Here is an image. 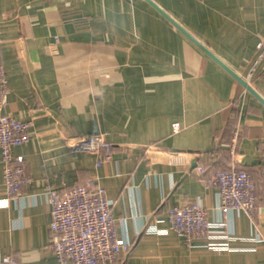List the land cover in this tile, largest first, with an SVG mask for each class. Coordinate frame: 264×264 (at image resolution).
Returning <instances> with one entry per match:
<instances>
[{"label": "crops", "instance_id": "1", "mask_svg": "<svg viewBox=\"0 0 264 264\" xmlns=\"http://www.w3.org/2000/svg\"><path fill=\"white\" fill-rule=\"evenodd\" d=\"M0 36L5 112L33 122L14 149L31 182L7 206L0 151V264H58L47 188L89 184L116 201L117 235L133 243L117 264H264V0H0ZM87 135H104L111 157L70 149ZM232 167L256 184L253 221L220 211L207 187ZM188 202L228 248L171 229L169 209Z\"/></svg>", "mask_w": 264, "mask_h": 264}, {"label": "built area", "instance_id": "2", "mask_svg": "<svg viewBox=\"0 0 264 264\" xmlns=\"http://www.w3.org/2000/svg\"><path fill=\"white\" fill-rule=\"evenodd\" d=\"M2 39L0 36V48ZM259 56L255 64L264 58V40L259 43ZM10 86L5 66L0 57V151L3 168V179L7 198L3 205L7 206L12 199H18L21 188L29 184L31 179L25 171L23 156H16L14 149L28 143L31 139L32 121H20L5 112ZM180 123L173 124L174 133L180 131ZM235 139L238 137L236 132ZM69 145L72 151L93 152L111 157L113 145L104 135L77 136ZM148 151L160 152L157 147H149ZM167 163L172 167H189L190 161L184 152L166 151ZM102 160L97 163L100 166ZM203 166H198L200 173ZM219 188V205L222 212L241 211L252 221L257 208V187L251 175L242 169L232 167L218 172L208 182ZM47 196L51 209V243L58 264H117L122 255L131 252L133 243L126 237L117 235L119 221L113 215L116 201L111 199L104 187L99 185H76L62 190L48 187ZM170 227L180 237L192 243L197 239H208L209 248L224 250L226 243L217 242L226 236L213 235V223L208 218L207 209L198 202H188L169 209ZM156 231V228L151 230ZM259 241H264L259 238ZM6 262L17 264L10 256Z\"/></svg>", "mask_w": 264, "mask_h": 264}]
</instances>
